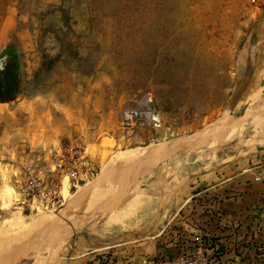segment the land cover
I'll use <instances>...</instances> for the list:
<instances>
[{
	"label": "rangeland",
	"instance_id": "374dc122",
	"mask_svg": "<svg viewBox=\"0 0 264 264\" xmlns=\"http://www.w3.org/2000/svg\"><path fill=\"white\" fill-rule=\"evenodd\" d=\"M263 14L264 0H0L19 61L0 101V264H62L85 232L162 224L191 174L264 156V82L241 80ZM144 90L161 125L126 133L118 111Z\"/></svg>",
	"mask_w": 264,
	"mask_h": 264
},
{
	"label": "crops",
	"instance_id": "0c3cea01",
	"mask_svg": "<svg viewBox=\"0 0 264 264\" xmlns=\"http://www.w3.org/2000/svg\"><path fill=\"white\" fill-rule=\"evenodd\" d=\"M8 45L0 47V55ZM245 63L247 76L241 80L248 91L264 82V14ZM108 123L104 118L92 127L98 132ZM174 192L178 200L170 220L161 224L159 216L141 232L131 227L85 232L62 264H86L101 252L109 253L107 264H164L178 261L185 252H216L222 264H264V156L223 161L206 173L191 174Z\"/></svg>",
	"mask_w": 264,
	"mask_h": 264
},
{
	"label": "built area",
	"instance_id": "2783aa9c",
	"mask_svg": "<svg viewBox=\"0 0 264 264\" xmlns=\"http://www.w3.org/2000/svg\"><path fill=\"white\" fill-rule=\"evenodd\" d=\"M117 124L119 129L126 133L132 132L138 126L158 128L161 125V120L156 110L153 92L151 90H144L134 100L125 102L118 111ZM197 240L203 241L199 237H195V241ZM108 255V252L98 253L86 264H107ZM150 262L151 264H155L156 260H150ZM164 264H222V261L219 253L216 252L211 256H196L190 252H185L178 261H165Z\"/></svg>",
	"mask_w": 264,
	"mask_h": 264
},
{
	"label": "trees",
	"instance_id": "16d2710c",
	"mask_svg": "<svg viewBox=\"0 0 264 264\" xmlns=\"http://www.w3.org/2000/svg\"><path fill=\"white\" fill-rule=\"evenodd\" d=\"M9 57V60L6 64V70L4 72L5 79V89L3 91V96L0 97V101H10L13 99L14 94L18 89V53L14 45L9 44L7 48L2 52L1 57ZM6 95V96H5Z\"/></svg>",
	"mask_w": 264,
	"mask_h": 264
},
{
	"label": "bare ground",
	"instance_id": "6f19581e",
	"mask_svg": "<svg viewBox=\"0 0 264 264\" xmlns=\"http://www.w3.org/2000/svg\"><path fill=\"white\" fill-rule=\"evenodd\" d=\"M0 65H2V63H0ZM2 70H3V65H2V69H0V72H1ZM252 113H255V111L252 112ZM250 114H251V113H250ZM247 115H248V114H247ZM247 115H245V116H247ZM228 117H229V116H228ZM248 117H249V116H248ZM243 118H244V116H243ZM232 119H233V117H232ZM236 119H237V118H236ZM225 121H227V120H225ZM225 121L223 120L222 122H225ZM238 121H239V120H238ZM230 122H231V121H230ZM228 123H229V121H227L226 124H228ZM234 123H235V122H234ZM226 124H224V127H225ZM233 125H234V124H233ZM228 126H229V125H228ZM215 127H216V126H215ZM221 127H222V126H221ZM221 127L218 126V128H221ZM218 128H217V130H218ZM229 129H230V128H229ZM215 130H216V129H215ZM213 131H214V130H213ZM197 133H198V132H197ZM197 133H196V134H197ZM201 133H203V132H201ZM226 133H227V132H226ZM194 134H195V133H194ZM204 134H205V133H204ZM204 134H203V135H204ZM212 134H213V132H212ZM214 134H215V132H214ZM200 135H201V134H200ZM203 135H202V136H203ZM217 135H219V134H217ZM188 136H189V135H188ZM195 136H196V135H195ZM204 136H205V135H204ZM180 137H181V136H180ZM212 137H213V136H212ZM183 138H184V136H183ZM187 138H188V137H187ZM206 138L208 139V136H207ZM210 138H211V137H210ZM249 138H250V137H249ZM193 139H194V138H193ZM195 139H196V138H195ZM183 140H184V139H183ZM202 140H203V139H202ZM180 141H181V140H180ZM199 141H200V140H199ZM184 142H185V141H184ZM202 142L204 143V141H202ZM247 142H248V141H247ZM173 143H174V142H173ZM203 143H202V144H203ZM206 143H207V142H206ZM252 143H253V142H252ZM255 143H256V142H255ZM260 143H261V142H260ZM217 144H218V143H217ZM200 145H201V143H200ZM204 145H205V144H204ZM212 145H213V144H212ZM174 146H175V145H174ZM196 146H197V145H196ZM251 147H252V146H251ZM208 148H209V146H208ZM213 148H214V147H213ZM154 150H155V149H154ZM189 150H190V149H189ZM119 151H120V150H119ZM175 151H176V150H175ZM178 152H179V151H178ZM151 153H152V152H151ZM125 154H126V153H125ZM129 155H131V153H130ZM130 158H131V157H130ZM117 160H118V159H117ZM127 160H128V159H127ZM127 160H124V161H127ZM129 164H130V163H129ZM105 166H106V165H105ZM98 176H99V175H98ZM102 176H103V175H102ZM100 178H101V179H100ZM102 179H104V178L99 177V180H102ZM106 179H107V178H106ZM96 180H97V179H96ZM102 181H103V180H102ZM93 182H94V181H93ZM96 184H97V183H96ZM96 184H95V185H96ZM95 187H96V186L91 187V188H94L93 190H95ZM99 187H100V186H99ZM86 188H87V187H86ZM64 189H66V188H64ZM97 189H98V188L96 187V190H97ZM102 189H103V188H102ZM107 189H108V191H109V188H107ZM83 190H84V189H83ZM85 190H86V189H85ZM114 190H115V189H114ZM102 191H103V190H102ZM64 192H65V191H63V193H64ZM89 192H90V190H89ZM109 192H110V191H109ZM80 193H81V192H80ZM84 193H85V192H84ZM86 193H87V192H86ZM103 193H104V192H103ZM77 194H78V192H77ZM89 194H90V193H89ZM89 194H88V195H89ZM105 194H106V193H105ZM108 194H110V193H108ZM65 195H66V194H65ZM106 195H107V194H106ZM106 195H104V196L106 197ZM81 196H84V195H81ZM86 196H87V195H86ZM86 196H85V197H86ZM94 196H95V194H94ZM72 198H73V197H72ZM77 198H78V197H77ZM92 198H94V197H92ZM77 200H78V199H77ZM88 201H89V200H88ZM74 202H75V201H74ZM74 202H73V203H74ZM78 202H79V201H78ZM75 203H76V202H75ZM78 204H79V203H78ZM89 205H90V204H89ZM90 207H92V206H90ZM70 209H71V208H70ZM86 211H87V210H86ZM66 212H67V210H66ZM75 215H76V214H75ZM47 217H48V216H47ZM63 217H64V215H63ZM38 218H39V217H38ZM40 218H43V217H40ZM40 218H39V220L36 219L37 222H39V221L41 220ZM49 218H50V217H49ZM68 218H69V217H68ZM45 220L47 221V218H46ZM45 220H44V221H45ZM59 220H60V219H59ZM84 220H85V219H84ZM88 220H89V219H88ZM21 221H22V220H21ZM33 221H34V219H33ZM48 221H49V220H48ZM57 221H58V220L56 219V222H57ZM51 222H52V221H51ZM58 222H59V221H58ZM49 223H50V222H49ZM52 223H53V224H51V223H50V224H51V225H54V226L56 225V224H54L55 222H52ZM61 223L63 224V221H62ZM34 224H35V223H34ZM50 224H49V225H50ZM57 224H58V223H57ZM59 224H60V223H59ZM42 226H43V225H42ZM54 226H53V227H54ZM65 226H66V225H65ZM72 226H74V225H72ZM38 227H39V226H38ZM48 227H49V226H48ZM53 227H52V228H53ZM57 227H58V225H57ZM41 228H42V227H41ZM73 228H74V227H73ZM68 229H69V228H68ZM16 230H17V229H16ZM30 230H31V229H30ZM40 230H41V229H40ZM46 230H47V229H46ZM49 230H52V229H49ZM57 230H58V229H57ZM19 231H21V230L19 229ZM27 231H28V230H27ZM43 231H44V230H43ZM56 232H57V231H56ZM49 233H50V232H49ZM58 233H59V232H58ZM58 233H57V234H58ZM67 233H68V232H67ZM61 234H62V233H61ZM65 234H66V233H65ZM55 235H56V234H55ZM62 235H64V234H62ZM44 236H45V235H44ZM64 236H65V235H64ZM68 236H69V235H68ZM50 237H51V236H49L48 238H50ZM54 237H55V236H54ZM54 237H53V238H54ZM57 237H58V236H57ZM66 237H67V236H66ZM66 237H65V238H66ZM59 239H60V238H59ZM63 239H64V238H63ZM44 241H45V240H44ZM53 241H54V240H53ZM60 244H61V243H60ZM43 248H44V247H43ZM49 252H50V251H49ZM47 253H48V252H47ZM50 261H51V260H50Z\"/></svg>",
	"mask_w": 264,
	"mask_h": 264
},
{
	"label": "water",
	"instance_id": "95a60500",
	"mask_svg": "<svg viewBox=\"0 0 264 264\" xmlns=\"http://www.w3.org/2000/svg\"><path fill=\"white\" fill-rule=\"evenodd\" d=\"M2 95H3V81L0 75V97H2Z\"/></svg>",
	"mask_w": 264,
	"mask_h": 264
},
{
	"label": "flooded vegetation",
	"instance_id": "af4514ba",
	"mask_svg": "<svg viewBox=\"0 0 264 264\" xmlns=\"http://www.w3.org/2000/svg\"><path fill=\"white\" fill-rule=\"evenodd\" d=\"M1 78H2V81H3V91H4V89H5V79H4V77L3 76H1Z\"/></svg>",
	"mask_w": 264,
	"mask_h": 264
},
{
	"label": "snow or ice",
	"instance_id": "6c2138e0",
	"mask_svg": "<svg viewBox=\"0 0 264 264\" xmlns=\"http://www.w3.org/2000/svg\"><path fill=\"white\" fill-rule=\"evenodd\" d=\"M0 69H2V65H0Z\"/></svg>",
	"mask_w": 264,
	"mask_h": 264
}]
</instances>
